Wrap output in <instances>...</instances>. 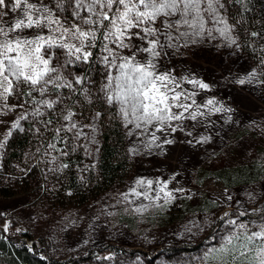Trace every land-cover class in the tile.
<instances>
[{"label": "rangeland", "instance_id": "obj_1", "mask_svg": "<svg viewBox=\"0 0 264 264\" xmlns=\"http://www.w3.org/2000/svg\"><path fill=\"white\" fill-rule=\"evenodd\" d=\"M5 5L0 7V43L42 36L44 41L34 46L43 43L39 55L49 60V68L57 69L56 58L76 57L75 47H81L78 33L73 35L76 27L94 32L95 39L101 34L99 57L108 96L113 97L110 103L118 107L126 128L132 170L124 185L67 209L49 207L34 191L12 196L0 192V213L10 219L3 226L16 225V230L47 241L49 256L70 259V264H264V93L219 0H197L187 16L178 0V10H166L169 15L129 29L123 47L114 36L104 39L110 27L106 31L98 26L101 21L108 25L103 12L114 18L116 5L109 10L96 4L92 11L91 0H21L20 8L14 7V0H5ZM24 12L41 24L12 30L17 19L26 21ZM88 19L97 23H85ZM144 29L156 31L145 36ZM49 40L51 46L45 43ZM87 40L82 55L89 53ZM151 41L157 42L155 56L144 51ZM133 55V63L151 62L155 75H167L157 86L169 98V114L179 119H138L142 110L133 114L131 104L115 98L119 65ZM4 75L8 79L0 76V150L25 116L24 104L10 99L23 77ZM55 79L49 78L48 84ZM65 117L63 126L72 134L81 133L85 148L94 154L96 120L88 125L71 111ZM3 166L0 152V176L7 172ZM236 177L246 180L236 182ZM111 245L123 253L107 259L103 250ZM170 246L188 249L162 252ZM88 252L91 258L83 260ZM150 255H157L155 261H148Z\"/></svg>", "mask_w": 264, "mask_h": 264}, {"label": "trees", "instance_id": "obj_2", "mask_svg": "<svg viewBox=\"0 0 264 264\" xmlns=\"http://www.w3.org/2000/svg\"><path fill=\"white\" fill-rule=\"evenodd\" d=\"M219 4L224 18L235 27L238 41L248 61L256 69L264 93V0H219ZM100 35L87 40L86 46L91 54L86 60L78 52L70 61L64 57L54 59L57 69L50 73V77H44L45 81L55 77L53 84L42 81L33 86L23 79L14 85V94L10 95V99L24 104L25 116L29 114V121H22L25 116L19 119L21 127L1 144L3 167L7 170L0 176L2 195L34 191L40 201L49 207L67 209L86 205L128 180L132 170L128 137L117 113L118 107L108 99L107 80L99 57ZM78 56L81 58L76 59ZM70 111L77 112L88 125L96 120L97 144L93 156L85 148L82 134L78 131L72 134L67 126H63L62 121ZM32 153L34 155L31 157L29 154ZM27 154L29 159L23 164ZM36 157L40 164L34 163ZM51 157L54 161L50 168ZM18 164L21 170L17 169ZM235 180L242 182L246 178L236 177ZM2 214L0 264L72 262L70 259L58 261L51 258L47 250L49 243L34 239L29 231L16 230V225L4 227L3 224L10 222V219ZM187 249L170 246L162 252L170 255ZM103 252L109 254L107 259H111L123 253V250L111 245ZM91 256V252H88L83 260ZM156 256L150 255L148 261H155Z\"/></svg>", "mask_w": 264, "mask_h": 264}, {"label": "snow or ice", "instance_id": "obj_3", "mask_svg": "<svg viewBox=\"0 0 264 264\" xmlns=\"http://www.w3.org/2000/svg\"><path fill=\"white\" fill-rule=\"evenodd\" d=\"M26 2V0H25ZM183 3V9H180L184 16H187L188 10L192 9L197 4V0H180ZM99 4L101 8L112 9L113 5L117 6L116 13L110 16L108 12H103L102 20H107L108 25H104L102 21L98 24L99 27L107 29L110 27L111 31H108L104 39H109L114 36L120 41L121 47L124 46L123 38L127 35L129 29L138 27L140 24L148 21H155L159 15H169L166 10L176 11L178 10V0H91L89 11H92L94 6ZM5 0H0V7H4ZM21 0H14V7L20 8ZM120 6H123V10H120ZM32 7V6H29ZM25 19H17L14 26H10L12 30H19L22 27L39 26L41 20L39 18L34 19L29 12H24ZM51 22V21H50ZM188 23L187 20L183 21ZM85 23L96 24V21L91 19L85 20ZM171 27V25H169ZM3 29H0L2 32ZM69 29H65L68 32ZM145 36L151 32H155V29H144ZM77 39L81 40V47H75L76 52H82L83 41L87 40L90 36L94 38L95 33L91 31H82L79 27L75 28L73 35H76ZM7 35V33H5ZM138 35V33H134ZM131 38V37H128ZM38 41H44L42 36H38L37 40H21L16 39L15 41H6L0 43V76H4L7 80L8 77L4 73H11L12 75L23 77V79L35 86L45 81L44 77L50 72L55 71L54 68H49V60L44 59L39 55L43 43L37 45ZM49 46L53 43L51 40L46 41ZM151 46L145 48L144 51L151 52L154 56L157 54L153 51L156 48V41L150 42ZM67 47V46H66ZM139 50V49H138ZM14 54V55H9ZM91 53L84 52L83 58L86 60L87 56ZM81 57H77L80 59ZM107 59V58H105ZM135 55L132 57L124 58V63L120 64L119 67L122 70L121 76L117 77V95L116 99L120 101L122 105L131 104L133 114L137 111L142 110V115L138 119H144L151 121L152 119L163 120L168 119H179L180 117L170 115V107L168 104V96L162 92L160 87L157 86V81L164 82L168 79L167 75H155L151 69L154 65L151 62L140 63L135 62ZM41 65L43 67H41ZM111 85V81L109 82ZM5 91H10V88H6ZM109 101L113 99L112 96L108 97ZM173 100L179 99L178 96H173ZM211 103V102H210ZM121 111H125L124 108ZM125 115L127 112L125 111ZM66 119L71 118V114Z\"/></svg>", "mask_w": 264, "mask_h": 264}, {"label": "bare ground", "instance_id": "obj_4", "mask_svg": "<svg viewBox=\"0 0 264 264\" xmlns=\"http://www.w3.org/2000/svg\"><path fill=\"white\" fill-rule=\"evenodd\" d=\"M211 235V234H210Z\"/></svg>", "mask_w": 264, "mask_h": 264}]
</instances>
